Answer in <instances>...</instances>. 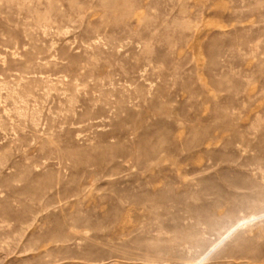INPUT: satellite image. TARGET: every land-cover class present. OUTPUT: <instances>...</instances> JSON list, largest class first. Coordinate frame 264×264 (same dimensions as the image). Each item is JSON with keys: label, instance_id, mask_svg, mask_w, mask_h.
<instances>
[{"label": "rangeland", "instance_id": "1", "mask_svg": "<svg viewBox=\"0 0 264 264\" xmlns=\"http://www.w3.org/2000/svg\"><path fill=\"white\" fill-rule=\"evenodd\" d=\"M197 257L264 264V0H0V264Z\"/></svg>", "mask_w": 264, "mask_h": 264}, {"label": "bare ground", "instance_id": "2", "mask_svg": "<svg viewBox=\"0 0 264 264\" xmlns=\"http://www.w3.org/2000/svg\"><path fill=\"white\" fill-rule=\"evenodd\" d=\"M240 224H238L239 226ZM236 230V227L233 228L232 230H230V232L228 234H226L225 236L219 238L210 248L209 252L206 254V256H208L211 252H213V250H215L217 247H219L222 242L224 241V239L229 236L231 233H233Z\"/></svg>", "mask_w": 264, "mask_h": 264}, {"label": "clouds", "instance_id": "3", "mask_svg": "<svg viewBox=\"0 0 264 264\" xmlns=\"http://www.w3.org/2000/svg\"><path fill=\"white\" fill-rule=\"evenodd\" d=\"M193 264H206V261L204 259L197 257V258H194Z\"/></svg>", "mask_w": 264, "mask_h": 264}]
</instances>
